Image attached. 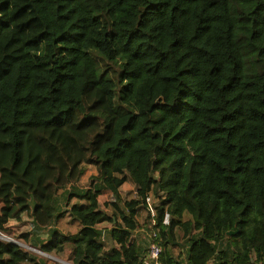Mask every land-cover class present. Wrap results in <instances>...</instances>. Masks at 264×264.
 Returning a JSON list of instances; mask_svg holds the SVG:
<instances>
[{
  "label": "trees",
  "instance_id": "trees-1",
  "mask_svg": "<svg viewBox=\"0 0 264 264\" xmlns=\"http://www.w3.org/2000/svg\"><path fill=\"white\" fill-rule=\"evenodd\" d=\"M15 187L18 237L72 264H145L152 241L161 264H264V0H0L6 233ZM45 261L0 239V264Z\"/></svg>",
  "mask_w": 264,
  "mask_h": 264
},
{
  "label": "rangeland",
  "instance_id": "rangeland-1",
  "mask_svg": "<svg viewBox=\"0 0 264 264\" xmlns=\"http://www.w3.org/2000/svg\"><path fill=\"white\" fill-rule=\"evenodd\" d=\"M95 173V167L92 165L86 166L85 172L82 175L80 179V186H84L88 182V178L91 174ZM128 192V193H126ZM123 193H126L124 196H128L129 194L132 196L133 193L131 191H123ZM12 199L14 201V205L10 211V217L8 221V227L10 229V232H2L0 234V239L9 241L10 239H13L17 241L22 248L26 250H30L34 254L38 256H42L46 259L45 264H55L57 262L59 263H68L72 264L71 258H70V248H71V242L66 243L65 250L62 254L56 255V254H50L43 252L37 247L31 246L28 243H25L22 238L18 237L21 233L29 231L31 228L30 225V220H31V202H30V197L29 195L24 192L22 189L19 187H15L12 191ZM109 196L108 191H104L100 196L99 199L101 201L107 199ZM105 224V223H104ZM107 224V223H106ZM109 225V224H108ZM58 227L62 229L66 233L74 232L77 228V224L70 220L68 216H65L61 218L58 222ZM9 238V239H7ZM29 247L35 249L32 250Z\"/></svg>",
  "mask_w": 264,
  "mask_h": 264
},
{
  "label": "built area",
  "instance_id": "built-area-1",
  "mask_svg": "<svg viewBox=\"0 0 264 264\" xmlns=\"http://www.w3.org/2000/svg\"><path fill=\"white\" fill-rule=\"evenodd\" d=\"M145 202L148 212L151 214V216L154 215V208L152 205V199L150 195L146 196ZM155 223H156L155 219L152 218L151 219L152 238L157 236V232L154 229ZM0 234H2L1 231ZM160 253H161V246L158 244V242L152 241L149 245V249L145 258V264H161L159 261Z\"/></svg>",
  "mask_w": 264,
  "mask_h": 264
},
{
  "label": "crops",
  "instance_id": "crops-1",
  "mask_svg": "<svg viewBox=\"0 0 264 264\" xmlns=\"http://www.w3.org/2000/svg\"><path fill=\"white\" fill-rule=\"evenodd\" d=\"M121 193H122V195L124 194H126V193H128V192H126V193H123V191H128L129 190V192L131 191V193H133V195H134V192H135V185L131 182V181H126V182H124L123 184H122V186H121ZM132 195V196H133ZM128 196H131L130 194L128 195ZM140 231H142V230H140ZM104 241L106 242V244L108 243V244H111L112 242L109 240V239H107L106 237H104ZM107 244V245H108ZM70 250H71V248H70ZM70 250H69V252H70Z\"/></svg>",
  "mask_w": 264,
  "mask_h": 264
},
{
  "label": "water",
  "instance_id": "water-1",
  "mask_svg": "<svg viewBox=\"0 0 264 264\" xmlns=\"http://www.w3.org/2000/svg\"><path fill=\"white\" fill-rule=\"evenodd\" d=\"M162 103H163V101H162ZM235 232H236V230H228L227 234L229 235V234H232V233H235ZM9 241L14 243V244H16V245H20L17 241H15L13 239H10ZM29 248L32 249V250H35V249L31 248V247H29ZM63 264H68V263L63 262Z\"/></svg>",
  "mask_w": 264,
  "mask_h": 264
}]
</instances>
